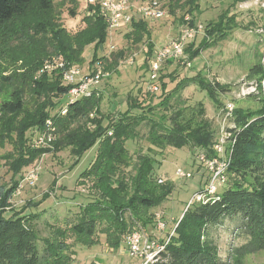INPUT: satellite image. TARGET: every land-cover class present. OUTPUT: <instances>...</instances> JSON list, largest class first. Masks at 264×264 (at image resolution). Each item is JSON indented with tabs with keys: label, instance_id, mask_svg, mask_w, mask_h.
Here are the masks:
<instances>
[{
	"label": "trees",
	"instance_id": "trees-1",
	"mask_svg": "<svg viewBox=\"0 0 264 264\" xmlns=\"http://www.w3.org/2000/svg\"><path fill=\"white\" fill-rule=\"evenodd\" d=\"M230 1L229 5L234 6L239 0ZM173 2L189 14L201 12L200 0H168L171 13L175 8ZM33 5L46 17L32 19L34 23L30 21L28 24L26 16ZM229 5L202 25L203 37L199 45L193 40L186 43L189 61L199 55L201 49L227 38L239 26L237 16L230 11ZM52 11L51 0H0V59L13 56V42L31 47L36 44L33 39L38 38L43 42L45 49L41 47V50L45 55L53 53L61 57L65 66L81 63L88 45L93 47L91 57L94 61L99 57L98 52L107 35L114 34L109 33L107 22L97 10L84 15V27L73 33L67 31ZM70 13L75 15L74 9ZM146 19L136 17L129 26L119 30L125 29L124 35L132 44L145 39L149 41ZM188 23L195 25L193 16ZM151 45L148 43V58L154 53ZM255 58L246 78L257 84L259 95L256 98L260 106L253 110L237 105L232 111L230 120L233 126L227 128L232 133L229 137L232 151L225 183L215 192V198L190 203L175 221L171 235L167 240L160 241L163 248L145 264H224L208 235L211 226L227 218L237 219L244 240L235 249L234 263H242L246 255L264 251V95L261 91L264 88V57L263 54H256ZM36 61L14 75L0 76V95L7 93L0 100V147L5 142L13 144V150L3 156L11 178L8 184L0 182V264H71L74 251L68 239L73 237L76 243L91 246L97 243L95 235L98 231L105 235L110 247L120 246L118 231H124L122 213L129 211L131 222L142 225L150 217L149 209L157 206L173 189L171 181L167 183L170 185L160 184L154 178L156 159L151 154V147L162 151L169 146L179 148L191 145L196 147L197 152H206L208 157L217 155L213 149L216 131L204 116L200 103L190 117H185L179 109L170 115L157 110H166L174 90H182L190 83L197 85L217 106L221 104L220 94L229 89L227 84L210 81L198 73L193 77H184L176 83L172 92L165 93L154 104L146 103L145 99L128 97L127 109L104 123L99 108L101 97L96 92L69 103L65 114L58 111L51 113V109L61 110L70 86L62 84L63 68L42 70L45 59ZM146 61L143 64L147 69ZM173 62L166 61L168 64ZM163 68L159 72V89L155 93L146 90L144 97L146 94H157L159 90L162 94L165 90ZM26 88L34 94L32 110L27 108V100L23 96ZM135 108L140 112L132 113ZM91 112L95 113L93 118H89ZM47 119L53 123L55 139L49 143L51 146L33 147L32 137H26V132L34 127L38 128V132L44 131ZM143 122L148 125L146 138L151 147L148 148L149 153H138L133 161L126 141L136 139L137 128ZM28 139L32 147L28 145ZM94 144H97L95 157L79 173V177L89 179L95 196L80 207L75 222L54 226L49 236L39 237L31 225V216L22 215L19 211L5 215L11 196L22 179L20 172L38 156L48 152L57 154L69 148L74 156L72 165H75L81 154ZM130 166L128 174L126 170ZM54 186H50L42 197L48 196Z\"/></svg>",
	"mask_w": 264,
	"mask_h": 264
},
{
	"label": "rangeland",
	"instance_id": "rangeland-1",
	"mask_svg": "<svg viewBox=\"0 0 264 264\" xmlns=\"http://www.w3.org/2000/svg\"><path fill=\"white\" fill-rule=\"evenodd\" d=\"M51 1L53 3L52 15H57L58 21L70 33L82 29L84 27L83 16L95 11V7L90 5L88 0ZM158 1L162 3L165 14L160 19H146L150 31L149 41L145 39L138 44H132L124 35L125 29H121L117 31V34L107 35L105 43L98 52L99 57L94 61L91 57L93 47L88 45L83 52L84 60L81 63L71 65L82 67V71L88 73L100 62L103 73H108L93 90L101 97L99 108L100 115L104 117V123L127 109L128 97L136 100L145 99L147 100L146 103L154 104L165 93L172 92L176 83L181 82L184 77H193L200 73L210 81L227 84L229 89L220 94L221 104L219 106L197 85L190 83L182 90H180L181 88L174 90L166 110L163 108L157 110V112L170 115L179 109L185 117H190L200 103L204 108V116L211 121L213 129L216 131L215 138H217L220 133L219 127H232V122L225 118L222 111L224 103H232L234 107L238 105L253 110L260 106V102L256 98V95H259V92L257 94L258 86L254 80H248L246 75L248 68L256 60L255 55L263 54L264 57V0H239L234 6H230V0H200L201 12L193 14L181 9L182 6L177 7L174 2L175 8L172 9L174 13H171L168 0ZM228 5L230 11L236 14L239 26L234 28L227 38L201 49L199 55L190 60L189 66L180 62L163 64L162 75H164L163 81L166 83L165 90L162 94L159 90L157 94H146L144 97L143 95L147 90L146 79L148 74L142 60L148 51V43L152 44L153 49L167 42L177 34L181 27L185 26L186 22H189L191 16L194 17L195 24L204 25L210 19H214L220 11L228 8ZM36 8L35 5L29 8L31 11L26 16L28 24L30 21L32 24L34 23L32 19L46 17V14L37 12ZM71 9H74L75 15H71ZM202 34L200 33L193 39L195 44H200ZM33 40H36V44L31 47L13 42L14 51L12 54L14 57L10 55L6 60L0 59V76H10L23 71L31 62L36 63L37 59H45L46 61L57 57L53 53L45 55V52L41 50V47L45 49L42 46L43 42L38 38ZM46 50L50 52V49L46 48ZM102 56L109 60L106 61ZM128 57H132V63L125 62ZM185 59H188L186 50ZM250 87H253L254 91L243 94V91L250 89ZM261 91L264 95V88ZM252 93L254 95L250 96ZM6 96L7 93L1 94L0 100ZM23 96L27 100V108L32 110L34 94L26 88ZM61 99L64 100V98ZM60 109L62 110V107ZM61 110L51 109V113ZM138 112L140 110L136 108L132 110V113L137 114ZM94 116V112L89 114V118ZM137 131L136 139L126 141L133 161H135L138 153H149L148 148L151 147L146 138L148 125L145 122L141 123ZM32 132L33 134H30ZM38 133V128L34 127L26 132V137L30 136L35 141ZM27 143L31 146V140L28 139ZM12 150L13 144L8 142L0 147V182L5 184L9 183L11 171L8 169L3 156ZM96 150L97 144L85 150L75 165H72L74 156L71 155L69 148H65L57 154L48 152L38 156L20 172L22 176L28 169L37 166L38 178L35 186L24 187L20 194L11 196L5 215L8 216L19 211L22 215L31 216L33 218L30 221L31 225L34 226L39 237L49 236L54 226H65L75 222L80 207L95 196L89 179L80 178L79 173L87 168L94 159ZM197 151L196 147L191 145L179 148L169 146L162 151L151 147V154L156 159L153 176L155 179L157 178L156 181L160 184L172 182V191L157 206L149 209L150 217L148 216L147 221L142 225L131 222L129 211L122 213L124 231H118L121 243L117 248L110 247L105 235L99 231L95 235L96 238L94 237L97 243L91 246L80 245L74 241L73 237H70L68 242L75 252L73 263L144 264L148 258H151L150 255L153 256L157 251V246H160V241L167 240L168 236L171 235L175 221L190 205L189 200L193 194L199 189L205 188L206 172L196 160ZM133 161L131 160L132 165L134 164ZM177 168L191 172V177L177 176L175 174ZM197 168L199 169L197 170ZM126 172L128 174L131 172V166ZM53 184H55L53 190L43 198L42 194L48 192V188ZM38 201L41 202L37 203ZM34 203L37 204L34 205ZM159 223H162L161 227ZM133 230L141 231L150 243L153 242L151 249L142 256L131 255L127 251L125 235ZM208 236L213 241L214 247L224 264H264V251L246 255L242 263L233 262L235 249L244 241L238 229L237 219L227 218L211 226Z\"/></svg>",
	"mask_w": 264,
	"mask_h": 264
},
{
	"label": "built area",
	"instance_id": "built-area-1",
	"mask_svg": "<svg viewBox=\"0 0 264 264\" xmlns=\"http://www.w3.org/2000/svg\"><path fill=\"white\" fill-rule=\"evenodd\" d=\"M89 4L95 7V10L105 19L109 33L118 31L122 27H127L136 17L148 19H160L164 16L165 10L162 3L158 0H140L133 2L131 0H88ZM92 12V11H91ZM188 21V19H186ZM111 31V32H110ZM111 33V34H112ZM200 33H203V26L196 23L190 26L186 22L185 26L181 27L177 34L167 42L157 48L153 55L148 58L147 62V91L155 93L159 89V72L164 63L168 60L180 62L184 65H190V61L185 59V45L192 41ZM132 57H128L125 62L132 63ZM56 68H63L61 71V81L63 85L70 86L67 91L65 103L62 106L61 114L66 112L67 105L83 96H89L95 90L97 84L108 73H103L98 65L91 69L88 73L82 71V67L77 65L65 66L61 57H53L44 61L42 70L51 71ZM254 88L243 91V94L253 92ZM234 105L232 103H224L222 109L226 119L232 117ZM231 121V120H230ZM233 126V124H232ZM53 123L50 119L45 122V129L38 133L33 146L45 147L54 138ZM219 136H217L213 149L217 153L216 156L208 157L206 152L199 151L196 155V160L199 162L206 172V185L202 191L195 192L189 203L193 201L206 202L211 198H215V192L226 181V169L230 162V154L232 147L229 143V137L232 133L227 130V127H219ZM37 166L28 169L19 181L13 196L18 195L24 187H34L38 178ZM175 174L182 178L191 177V172H185L181 168H177ZM162 226V223H159ZM153 242H149L139 230H133L125 235V245L127 251L131 255L142 256L146 254L152 247ZM163 248V245L157 246L156 253ZM156 253L151 258L144 262L151 261Z\"/></svg>",
	"mask_w": 264,
	"mask_h": 264
},
{
	"label": "crops",
	"instance_id": "crops-1",
	"mask_svg": "<svg viewBox=\"0 0 264 264\" xmlns=\"http://www.w3.org/2000/svg\"><path fill=\"white\" fill-rule=\"evenodd\" d=\"M115 34H117V32H114ZM164 44V43H163ZM162 45V44H161ZM161 45H159V46H157V47H155L154 48V51L157 49V48H159ZM148 58V56L147 55H145V57H143V63H144V61L146 60ZM73 251H74V249L73 248H71ZM74 255H75V252H74V254L72 255V257H73V261H74ZM73 261H72V263L71 264H74L73 263Z\"/></svg>",
	"mask_w": 264,
	"mask_h": 264
}]
</instances>
